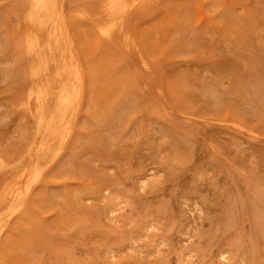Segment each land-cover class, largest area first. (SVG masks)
<instances>
[{
  "label": "rangeland",
  "instance_id": "374dc122",
  "mask_svg": "<svg viewBox=\"0 0 264 264\" xmlns=\"http://www.w3.org/2000/svg\"><path fill=\"white\" fill-rule=\"evenodd\" d=\"M57 1L42 64L40 0H0V264H264V0Z\"/></svg>",
  "mask_w": 264,
  "mask_h": 264
},
{
  "label": "bare ground",
  "instance_id": "6f19581e",
  "mask_svg": "<svg viewBox=\"0 0 264 264\" xmlns=\"http://www.w3.org/2000/svg\"><path fill=\"white\" fill-rule=\"evenodd\" d=\"M65 1V0H64ZM125 1L126 0H109V3H110V7H109V10H111L110 12H111V14L109 15V16H115V15H118L117 16V18H119L120 20L121 19H123V16H124V14H125V12H126V9L124 8V6H123V4L125 3ZM142 1H144V0H142ZM57 0H40V2H39V5H40V8H41V13L44 15V16H47L48 17V20H49V23H50V25H51V29H50V37H51V42L50 43H53L49 48H46L45 46H43V44L42 45H40V44H35L34 46H33V44H31V45H29L30 46V51H32L33 53H32V57L34 58V59H36V60H38L39 62L41 61V60H43L44 59V57H45V54H47V53H45V51H46V49H47V51H49L50 53L52 52V51H58V52H60L62 55H65V54H67L66 52L67 51H73L74 49H70V47H69V50L68 49H65V46H64V44L63 43H65V40H66V38L64 39L63 38V32H62V29L63 28H61V23H59V21H58V19H57V15H56V6H57ZM61 2H62V0H61ZM104 2H106L105 0H104ZM103 2V3H104ZM135 4V3H134ZM62 5V4H61ZM64 5V4H63ZM132 5V4H131ZM130 5V6H131ZM59 6V5H58ZM117 6V7H116ZM33 7V6H32ZM34 7H36V6H34ZM132 7V6H131ZM39 8V7H38ZM40 8L38 9V10H40ZM127 10H130L129 9V7H128V9ZM77 12V11H76ZM94 12H96L95 10H94ZM101 13V12H100ZM99 12H98V14H100ZM91 14V13H90ZM92 14H97V13H92ZM102 14V13H101ZM101 14H100V16H101ZM89 15V14H88ZM127 15V14H126ZM100 16L99 17H96V18H100ZM103 17H104V15H102ZM101 16V17H102ZM103 17H102V20H103ZM40 20V19H39ZM100 20V19H99ZM116 20V19H115ZM120 20H118L119 22H120ZM128 20V19H127ZM41 21V20H40ZM62 21H64V20H62ZM61 21V22H62ZM118 21H114L115 23H117ZM125 21V20H124ZM104 22V21H103ZM118 22V23H119ZM113 22H111V24H112ZM118 23L116 24V25H118ZM110 24V25H111ZM107 25V24H106ZM113 25H114V23H113ZM105 26V25H104ZM124 26V25H123ZM66 27V26H65ZM99 27V26H98ZM102 26H100L99 28H101ZM118 27V26H117ZM108 29H107V31L108 30H110L111 28H109V27H107ZM126 28H128L127 26H126ZM130 28V27H129ZM46 29V28H45ZM65 29V28H64ZM104 29H106V28H104ZM124 29V28H123ZM123 29H120V30H123ZM116 30V29H115ZM100 31V30H99ZM111 32H112V30H110ZM48 32V31H47ZM113 32H114V30H113ZM121 32H123V31H121ZM125 35L126 36V34L125 33H121V36L123 37V35ZM46 35V34H45ZM105 35V34H104ZM103 35V36H104ZM112 35H114V33H112ZM48 36V35H47ZM115 36V35H114ZM49 37V36H48ZM49 37V38H50ZM107 37V36H106ZM120 37V36H119ZM117 37V39H118V41L117 42H119L120 40H122V37ZM69 38V37H68ZM68 38H67V41H68ZM46 39H47V37H46ZM127 39V38H126ZM32 40V39H31ZM48 40V41H49ZM134 40V39H133ZM70 41V40H69ZM72 41V40H71ZM132 41V40H131ZM33 42V41H32ZM125 43H126V41H124ZM123 43V42H122ZM48 45H49V43H48ZM33 46V47H32ZM131 46V45H130ZM74 47V46H73ZM126 48V47H125ZM123 49H124V47H123ZM67 50V51H66ZM124 50H126V49H124ZM131 50V49H130ZM58 52H57V55H58ZM70 53V52H69ZM68 53V54H69ZM59 56V55H58ZM72 57V56H71ZM59 58V57H58ZM61 58V57H60ZM76 58V57H75ZM74 58V59H75ZM72 59V58H71ZM73 60V59H72ZM43 61H41V63H42ZM64 62V61H63ZM43 64V63H42ZM65 65H67L68 66V68H67V71L69 72V74H70V84H67V83H64V85L62 86V88H60V86H59V96H58V99H57V102H56V105L54 104V102H53V104L55 105V108H53L52 110H54L55 109V111H56V113H57V115L62 119V120H67V119H69V120H72L74 117H75V114H76V111H77V107H78V100H79V93H80V90H81V83H82V74H81V71H80V67H78V65L75 63V62H71V63H65ZM38 68V67H37ZM44 68V67H43ZM42 68V69H43ZM58 68H59V66H58ZM42 69L41 70H39V71H41L42 72ZM45 70V69H44ZM59 70V69H58ZM61 71V70H60ZM59 71V72H60ZM41 72H36L35 73V75H39L40 74V78H41ZM58 72V73H59ZM64 72V71H63ZM57 73V74H58ZM65 73V72H64ZM45 78L47 79V77L45 76ZM59 78V77H58ZM40 80H42V79H40ZM45 79L43 78V81H44ZM55 81H57V80H55ZM60 81V80H59ZM42 82V81H41ZM47 80L45 81V83L47 84ZM62 82V81H61ZM44 83V82H43ZM44 83V84H45ZM54 83V82H53ZM52 83V84H53ZM62 84H63V82H62ZM53 85H56V83H54ZM53 85H52V88L54 89V87H53ZM58 85H60V84H58ZM45 87H48V86H45ZM44 87V88H45ZM51 87V86H50ZM58 88V87H57ZM42 89V88H41ZM47 89V88H46ZM52 89V90H53ZM50 91H51V89H50ZM54 91V90H53ZM57 90H55V92H56ZM54 92V93H55ZM52 94H53V92H52ZM57 94V92L54 94V95H56ZM46 95V94H45ZM47 96V95H46ZM46 96H44L42 99H40V101H39V110L40 111H43L47 106H46V104H47V102H50L51 100H50V98L49 97H47V99L49 98V100H47L46 99ZM37 99H38V97H37ZM39 100V99H38ZM47 101V102H46ZM53 101V100H52ZM48 104H51V102L50 103H48ZM53 106V105H52ZM78 113V112H77ZM41 114V113H40ZM48 115H49V113H48ZM51 115V114H50ZM41 121L42 122H44L45 120H43V119H41ZM41 122V123H42ZM54 122V120L53 119H51V121L49 122V124H48V127H47V129H50V128H52V123ZM62 123V122H61ZM68 126V125H67ZM70 126V125H69ZM56 127V126H55ZM54 127V128H55ZM68 128V127H67ZM66 128V129H67ZM65 129V128H64ZM69 129H70V127H69ZM68 130V129H67ZM69 131H71V130H69ZM67 133H68V131H66L65 130V134L67 135ZM53 134V133H52ZM51 134V135H52ZM64 134V135H65ZM70 134V133H69ZM68 134V135H69ZM53 136V135H52ZM52 136H50V137H52ZM49 137V136H48ZM55 137V136H54ZM53 138V137H52ZM55 139V138H54ZM51 141H53V140H51ZM54 142V141H53ZM59 143V142H58ZM60 143H62V142H60ZM54 144V143H53ZM55 145V144H54ZM59 145V144H58ZM58 145H57V147H58ZM63 146V145H62ZM60 148V147H59ZM58 149V148H57ZM37 150V149H36ZM60 151V150H59ZM32 154V153H31ZM55 156V155H54ZM32 157V156H31ZM29 164V163H28ZM47 166V165H46ZM46 168V167H45ZM43 169V168H42ZM3 171V170H2ZM41 170H39V172H40ZM6 172V171H5ZM41 174V173H40ZM42 177V176H41ZM31 177H29V179H30ZM39 178V177H38ZM40 179V178H39ZM31 180V182L30 183H28L29 184V186L30 185H32V183L34 184V181L36 180V179H30ZM37 181V180H36ZM25 182H26V180H25ZM28 186V185H27ZM28 186V187H29ZM20 188V187H19ZM21 190V189H20ZM23 190V189H22ZM28 191V190H27ZM23 192V191H22ZM27 193V192H26ZM6 194V193H5ZM8 194V193H7ZM25 194V193H24ZM17 196L19 197V195H18V192H17ZM16 197V196H15ZM17 197V198H18ZM12 198V197H11ZM10 198V199H11ZM16 198V199H17ZM4 199V198H3ZM6 199V198H5ZM10 199H6V200H8V201H6V202H8V203H11V202H15V201H11ZM15 198H14V200H16ZM25 199V198H24ZM17 201H19V202H21V199L20 200H18L17 199ZM18 202V204H21V203H19ZM22 202H23V200H22ZM12 203V204H13ZM24 203V202H23ZM25 204V203H24ZM23 204V205H24ZM13 205H15V204H13ZM17 205V204H16ZM26 205V204H25ZM24 205V206H25ZM7 206V205H6ZM10 206V205H9ZM8 206V207H9ZM12 206V205H11ZM21 206V205H20ZM24 206H22V207H24ZM1 208V207H0ZM14 208H16L15 206H14ZM14 208H12L13 210H14ZM5 210H7V209H5ZM8 211V210H7ZM16 211V210H15ZM5 214V212H2V214ZM14 213V212H13ZM1 214V213H0ZM3 214V217L5 216ZM10 216V215H9ZM2 217V216H1ZM0 217V218H1ZM6 217V216H5ZM10 217H12V215L10 216ZM7 218V217H6ZM1 221L3 222V219H1ZM1 230V229H0Z\"/></svg>",
  "mask_w": 264,
  "mask_h": 264
}]
</instances>
